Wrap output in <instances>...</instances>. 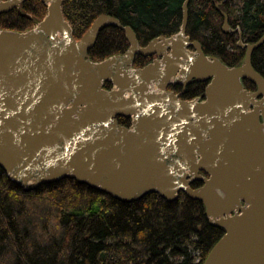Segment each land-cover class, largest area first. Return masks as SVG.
Segmentation results:
<instances>
[{"label":"water","instance_id":"95a60500","mask_svg":"<svg viewBox=\"0 0 264 264\" xmlns=\"http://www.w3.org/2000/svg\"><path fill=\"white\" fill-rule=\"evenodd\" d=\"M25 1L0 0V15ZM42 1L47 14L33 29L0 30V167L9 179L31 191L70 177L125 202L184 192L224 229L203 264H264V78L252 64L264 35L245 44L239 34L246 55L229 67L186 35L189 0L180 32L145 47L109 15L76 40L63 0ZM109 27L124 31L129 49L93 62ZM137 55L156 59L133 68ZM193 83H207L203 100L168 91Z\"/></svg>","mask_w":264,"mask_h":264},{"label":"trees","instance_id":"16d2710c","mask_svg":"<svg viewBox=\"0 0 264 264\" xmlns=\"http://www.w3.org/2000/svg\"><path fill=\"white\" fill-rule=\"evenodd\" d=\"M186 0H63L62 11L76 40L102 15L118 19L137 34L140 46L180 32ZM219 7V8H218ZM224 12L234 32H225ZM47 14L42 0H27L0 15V30L26 32ZM15 19L12 24L8 22ZM264 35V0H189L186 35L207 56L240 66L246 50ZM124 31H101L89 57L100 62L129 49ZM151 57L137 55L134 68ZM252 64L264 78V43ZM207 83L188 86L182 99H204ZM111 89L110 83H106ZM249 91L256 86L245 81ZM180 91L179 86L169 91ZM119 123L130 127L131 119ZM196 188V187H194ZM224 229L210 224L203 203L181 192L169 202L157 193L125 202L74 178L25 191L0 167V264H203Z\"/></svg>","mask_w":264,"mask_h":264},{"label":"flooded vegetation","instance_id":"af4514ba","mask_svg":"<svg viewBox=\"0 0 264 264\" xmlns=\"http://www.w3.org/2000/svg\"><path fill=\"white\" fill-rule=\"evenodd\" d=\"M27 1V0H26ZM25 1V2H26ZM25 2H23V3H25ZM23 3H21V4H23ZM21 6V5H20ZM19 6V7H20ZM18 8V7H17ZM9 13V12H8ZM1 15H3V14H1ZM193 50V49H192ZM151 59H152V62L154 61V59H156V56H154V57H151ZM195 83H193V84H190V85H188V86H191V85H194ZM188 86H186V87H184V86H179L180 88H181V98H182V95H183V93H184V91H185V89L188 87ZM171 92V91H170ZM173 92H175V91H173ZM176 94H179V93H177V92H175ZM198 100H200L201 98H197ZM202 100V99H201ZM202 185V182H200V181H196V182H194L193 184H192V187H199V186H201Z\"/></svg>","mask_w":264,"mask_h":264},{"label":"rangeland","instance_id":"374dc122","mask_svg":"<svg viewBox=\"0 0 264 264\" xmlns=\"http://www.w3.org/2000/svg\"><path fill=\"white\" fill-rule=\"evenodd\" d=\"M14 9H16V8H14ZM14 9H13V10H14ZM14 21H15V19H11L8 23H9V24H12V22H14ZM36 25H37V24H36ZM36 25H35V26H36ZM32 29H33V28H32ZM30 30H31V29H30ZM238 36H239V35H238ZM239 39H240V38H239ZM242 41H243V39H242ZM168 91H169V89H168ZM170 91H171V90H170ZM170 91H169V92H170ZM177 93H180V91H178ZM197 98H198V97H196V98H194V99H189V100H195V99H197ZM183 100H184V99H183ZM193 188H194V187H193Z\"/></svg>","mask_w":264,"mask_h":264}]
</instances>
